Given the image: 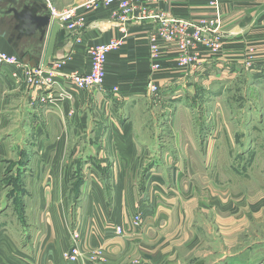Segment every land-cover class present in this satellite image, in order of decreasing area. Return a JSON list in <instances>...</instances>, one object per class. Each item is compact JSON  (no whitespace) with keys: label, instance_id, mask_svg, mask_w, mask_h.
<instances>
[{"label":"crops","instance_id":"1","mask_svg":"<svg viewBox=\"0 0 264 264\" xmlns=\"http://www.w3.org/2000/svg\"><path fill=\"white\" fill-rule=\"evenodd\" d=\"M52 1L57 9L73 10L78 24L50 18L43 34L27 36L11 10L48 15V9L37 7L40 0H0L3 53L30 68L60 67L54 85L35 86L24 77L15 81L16 67L3 66L15 82L9 97L16 104L13 111L0 108V131H9L11 121L15 133H4L0 159L15 164L24 190L11 203L19 205V219L7 203L0 213V264H264V254L254 251L264 248V240L251 250L239 241L252 221L264 226V182L250 193L241 187L254 185L251 174L264 172V108L245 111L249 124L238 140L224 125L222 138L211 135V124L198 140L186 133L198 127L180 119L194 111L159 104L174 86L195 84L198 70L213 80V67L221 69L217 81L245 76L260 84L264 0H144L123 24L115 7ZM198 18L220 21L221 49L214 52L204 39L189 45L187 64L180 65L177 35L166 42L162 29L181 23L191 39ZM119 38L100 87L74 90L60 76L86 73L89 48ZM200 46L211 55L198 56ZM234 146L245 148L236 167L228 151ZM212 185L225 198L212 195ZM138 212L143 222L134 227ZM79 219H90L93 229L69 263L70 226Z\"/></svg>","mask_w":264,"mask_h":264},{"label":"rangeland","instance_id":"2","mask_svg":"<svg viewBox=\"0 0 264 264\" xmlns=\"http://www.w3.org/2000/svg\"><path fill=\"white\" fill-rule=\"evenodd\" d=\"M51 2L53 5L52 0ZM53 7L55 6L53 5ZM57 10L61 11L60 9ZM194 22L196 28H194L195 33H193L191 39H188V34L185 32L186 30L185 25H183L182 27V25L178 26L176 24L177 26H174L172 28L165 26L162 29V36H163L162 38L166 42H170V40L174 39V35L175 34L177 35L176 47L178 49H181L182 52V55L179 58L180 65L187 64L189 55L187 52H185V50L188 51L189 45L190 46L195 45L194 47H198L200 44H204L205 42L204 39H206V42H210L208 45H210L213 48L214 52L219 51L221 49L219 48L221 46L220 38L217 36L219 35V31L221 30L220 21L206 20V19L201 20L198 18V19H194ZM1 46H2V42L0 40V58L1 55L5 56ZM154 48L155 49L153 50L151 49V50L155 51L156 53L157 48L156 47ZM197 49H198V56H200L199 55L201 54L200 52H202L203 55H211L209 52L206 53L204 51L205 49L201 48V46L200 48ZM3 66H4L3 62L0 61V74L2 73L0 75V108L4 106L6 110L13 111L14 105L16 104V100H14L12 97H9L10 96L9 93H12L11 88L15 82L12 81L11 83L8 74L3 70L5 68V67L3 68ZM220 73H221L220 68L217 70L215 67H213L209 72V74H212L211 77L213 80H210V79H204V76H202L203 72L198 70L197 78H196L197 80L195 81V84H191V85L181 84L179 86H174L169 91L166 90L168 91L166 96L159 97L161 99L159 100L160 102L159 104L163 105L164 107L186 108V110L190 109L191 112L194 111L196 113L195 115L193 114L190 116L180 117L181 123L198 127L196 131L194 128L187 129L186 133L188 137L189 136L194 137L197 134L200 136L198 140L205 139L203 132L204 134L208 133L209 131L208 125L211 124L214 130V132H212L211 135L217 136L219 134L220 138H222L221 130L223 129L224 126H227L230 130V137L232 139L234 137L236 140H238L245 129L244 127L249 124V119L247 118V116H245V111L252 107L264 108V80L260 84H255L252 83L251 80L248 79L247 77L245 78V76H239V77L235 76L228 78L226 80L217 81V79H220L218 78L220 76ZM177 87L178 89H176ZM151 91L155 92L154 87H151ZM171 98H174V100H171ZM177 99L180 101H177ZM0 113L2 112L0 111ZM134 118L138 119L137 117ZM8 119L11 120V116H8ZM13 127L14 125L12 124L11 121H9L6 128L7 130L8 129L10 130L0 131V141L6 136L5 134H9V133L11 135L15 134L12 132ZM238 135L240 136L237 137ZM199 144L200 143L198 142L197 151L199 149L198 146H200ZM244 150L245 148L237 147V146L230 147L228 149L229 160L231 161L232 166L236 167L237 160L242 156V154L240 153ZM12 154L13 153H11V155ZM17 155L18 153H16L14 157L17 158L16 157ZM0 162H1L0 163V173H1L0 174V186H1L0 205H2V208L0 209V213L4 210L5 204L7 203L8 205H10L9 209L12 212V214L14 216H17V218L19 219V215H20L19 205L17 204L16 201L14 202V204L11 203L13 202L12 199H14L15 196L18 197L20 196L19 193L22 192L21 188L24 190V185L20 184L21 179L19 177L21 176V173L19 170L14 169L16 168V166L12 162H9L3 158L0 159ZM260 163H264V160H262ZM2 169L4 172H2ZM251 175H253L254 185L249 184L243 187V183L241 184V187L244 189V191L249 193L253 191L256 182H260V184L264 182V172L258 171ZM207 186L208 184L202 185V187H207ZM238 187H240V185H238L237 187L234 186L233 188L230 189L232 190V192H236L239 189ZM217 188L218 187L212 185L210 193L216 196L218 194L219 197L225 198V196L219 193ZM202 197H206V196H202ZM239 219H241V217H239ZM247 219L252 220L253 218L247 216ZM131 220H132V225L134 227H140V225L143 222L142 214L138 212L137 214L133 215ZM260 220L264 221V216H262ZM134 222L139 224L136 225L134 224ZM92 229H93V225L90 219H86V220L79 219L70 226L69 241L71 245L67 252H70L71 249L76 248L78 255L76 260L80 256L78 249L79 241L85 235L86 236L90 235V233H92ZM74 235H78V238L74 239ZM239 236H240L239 241L243 240L241 242V247L251 250L256 246L254 243L262 242L264 240L263 239L264 226L259 225L258 222L252 221L250 224H248V226H246L241 231ZM216 247L221 248L219 245H216ZM243 248H241L240 250H242ZM257 250L261 252L260 254H264L263 247L261 248L256 247L254 249V251ZM66 253L64 254L65 261L69 263L73 262L70 260H66L65 258ZM90 257H93V259H95V256H90Z\"/></svg>","mask_w":264,"mask_h":264},{"label":"built area","instance_id":"3","mask_svg":"<svg viewBox=\"0 0 264 264\" xmlns=\"http://www.w3.org/2000/svg\"><path fill=\"white\" fill-rule=\"evenodd\" d=\"M46 5L48 15L52 20L58 21L60 24H69L71 27L78 24L75 22L73 10H57L53 7L51 0H40ZM144 0H89L86 8L105 6L115 7L120 11L119 21L123 24L128 21V18L140 7ZM181 26V24H178ZM172 32V31H170ZM123 38L112 39L104 45L92 46L88 50V57L90 59V68L86 73H70L62 76L67 83L71 85L74 90H94L101 86L104 77V67L107 62V57L112 52L116 51L122 45ZM151 49H155L151 47ZM0 61L7 66H15L16 72L12 74L15 81L20 77H24L25 81L30 85H54L56 78L59 76L60 67L57 64L49 65L44 68H30L22 64L16 56L1 55ZM134 224L138 225L139 223ZM115 234L120 235L122 229L117 227L113 230ZM78 235H74V239ZM77 249L73 248L65 255L66 260L75 261L77 258Z\"/></svg>","mask_w":264,"mask_h":264},{"label":"water","instance_id":"4","mask_svg":"<svg viewBox=\"0 0 264 264\" xmlns=\"http://www.w3.org/2000/svg\"><path fill=\"white\" fill-rule=\"evenodd\" d=\"M37 7L41 9L43 12L47 11L46 5L44 4H37ZM14 15V19L18 22L25 30V35L32 36L35 34H43L45 28L49 25L50 17L49 15H39L38 10L32 9H23L20 12H16L14 9L11 10ZM20 59H22L23 55H18Z\"/></svg>","mask_w":264,"mask_h":264}]
</instances>
